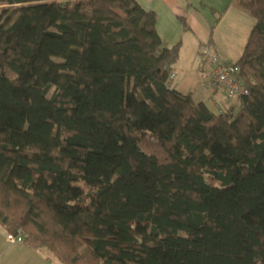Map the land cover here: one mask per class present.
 Instances as JSON below:
<instances>
[{
	"label": "trees",
	"instance_id": "1",
	"mask_svg": "<svg viewBox=\"0 0 264 264\" xmlns=\"http://www.w3.org/2000/svg\"><path fill=\"white\" fill-rule=\"evenodd\" d=\"M238 2L248 94L214 113L134 0H0L7 233L60 264H264V0Z\"/></svg>",
	"mask_w": 264,
	"mask_h": 264
},
{
	"label": "crops",
	"instance_id": "2",
	"mask_svg": "<svg viewBox=\"0 0 264 264\" xmlns=\"http://www.w3.org/2000/svg\"><path fill=\"white\" fill-rule=\"evenodd\" d=\"M134 1L156 15L155 28L164 47L180 45L169 87L189 95L195 103H203L214 113L234 106L235 100H227L223 93L214 92L209 81L203 79L201 71L209 73L210 69L202 68L199 52L207 45L209 29L214 24L213 53L230 63H237L241 58L255 22L251 14L239 6L238 0ZM178 18L184 19L188 31L183 30ZM6 234L0 225V264H58L46 249H32L24 243L8 244Z\"/></svg>",
	"mask_w": 264,
	"mask_h": 264
},
{
	"label": "built area",
	"instance_id": "3",
	"mask_svg": "<svg viewBox=\"0 0 264 264\" xmlns=\"http://www.w3.org/2000/svg\"><path fill=\"white\" fill-rule=\"evenodd\" d=\"M200 59L202 68L208 67L209 73L201 71L203 79L209 81V85L214 92H221L227 100H233L248 94L247 87L241 82L240 68L235 63H230L219 59L208 45L201 47ZM174 74L170 75V80ZM25 233L19 229L15 234L7 233L6 242L10 245L24 243Z\"/></svg>",
	"mask_w": 264,
	"mask_h": 264
},
{
	"label": "rangeland",
	"instance_id": "4",
	"mask_svg": "<svg viewBox=\"0 0 264 264\" xmlns=\"http://www.w3.org/2000/svg\"><path fill=\"white\" fill-rule=\"evenodd\" d=\"M60 1H62V2H66V1H69V0H60ZM214 25V24H213ZM233 100H235V99H233ZM83 188V187H82ZM83 190H85L84 188H83ZM56 259V258H55ZM56 262L58 263V264H60V262L56 259Z\"/></svg>",
	"mask_w": 264,
	"mask_h": 264
}]
</instances>
